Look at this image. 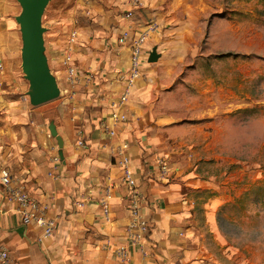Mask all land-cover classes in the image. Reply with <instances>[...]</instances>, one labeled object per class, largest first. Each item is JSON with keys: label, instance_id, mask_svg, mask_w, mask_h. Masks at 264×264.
<instances>
[{"label": "crops", "instance_id": "obj_1", "mask_svg": "<svg viewBox=\"0 0 264 264\" xmlns=\"http://www.w3.org/2000/svg\"><path fill=\"white\" fill-rule=\"evenodd\" d=\"M196 1L62 0L66 16L63 21L59 17L57 29L44 37L51 71L65 92L60 121L56 120L64 141V160L57 166L52 156L58 153V146L48 129V115L43 105L32 106L26 95L29 83L22 71V39L15 20L21 12L20 4L17 0H0V165L57 222L49 238L43 237L42 227L25 226L20 206L0 185V245L8 249L16 263L124 264L117 248L126 243L128 189L114 154L125 140L143 197V214L152 228L148 255L132 250L130 264L215 263L195 224L196 200L183 193L182 185L169 180L159 166L160 162L169 166L168 157L170 151L178 150L179 135L187 127L194 130L196 125L184 120L190 115L195 118L196 110L178 108L177 104L202 101L200 94L183 100L178 96L183 90L179 77L187 81L184 71L190 66L182 60L181 39L186 37V30L169 28L163 33L170 23L192 20V8L188 7ZM130 10L133 16L126 18L124 13ZM152 22L157 24L156 31L149 29ZM73 31L77 33L70 57L76 61L74 83L68 78L65 63L67 39ZM124 32L128 33L126 38ZM144 34L140 76L123 100L130 47L135 37ZM154 48L163 56L150 63L149 52ZM179 61L184 66L180 75L174 70ZM206 80L208 93L203 100L210 104L216 89L210 83L211 76ZM116 109L132 114L131 122L114 126L111 114ZM105 127H114L115 135L107 134ZM210 146L211 142L207 143ZM188 186L191 190L199 188L193 181ZM221 197L215 196V201ZM102 200L108 203L107 217Z\"/></svg>", "mask_w": 264, "mask_h": 264}, {"label": "rangeland", "instance_id": "obj_2", "mask_svg": "<svg viewBox=\"0 0 264 264\" xmlns=\"http://www.w3.org/2000/svg\"><path fill=\"white\" fill-rule=\"evenodd\" d=\"M188 8H192V20L170 23L163 33L172 28L186 30L181 39L182 60L190 66L183 70L187 81L180 75L184 68L180 61L174 66L183 88L178 96L183 100L200 94L202 101L177 104L196 110L195 118L184 119L196 125L192 131L185 126L179 135L178 150L170 151L168 157L167 175L196 200L195 224L205 249L213 255L212 264H264V0H197ZM65 9L62 0H50L42 18L44 37L57 29ZM157 53L152 63L163 56ZM173 56L175 60L177 54ZM208 76L216 89L210 104L203 100ZM64 94L61 91L60 97L42 104L55 124ZM190 181L199 188L191 190ZM259 183L260 191L256 189ZM245 193H249L248 217L243 222L235 209L225 206ZM215 196L222 197L215 201Z\"/></svg>", "mask_w": 264, "mask_h": 264}, {"label": "built area", "instance_id": "obj_3", "mask_svg": "<svg viewBox=\"0 0 264 264\" xmlns=\"http://www.w3.org/2000/svg\"><path fill=\"white\" fill-rule=\"evenodd\" d=\"M126 18H131L133 16V11H127L124 13ZM149 29L153 30L157 27L155 22L149 23ZM148 29V30H149ZM128 36L127 32L123 33V37ZM146 35H139L134 38L131 49V63L129 68V75L126 79V91L122 95V99L125 100L129 97V89L132 87L133 83L140 76V64L142 58V46ZM77 41V33L73 31L70 33L67 39L68 48L67 52V73L70 82L74 83L76 81V65L72 63L70 57L72 56V51L75 42ZM68 60V61H67ZM111 120L113 125L120 123L127 124L132 120V114L127 112H122L116 109L111 114ZM105 132L111 136L115 135L114 127H105ZM83 143L80 141L79 145ZM128 143L123 141L117 151L114 154V159L119 164L122 170V180L128 189L127 201L128 210L130 213L129 223L126 226V243L117 248V254L119 259L124 264H130L131 262V252L135 250L143 256L148 255V246L151 244V225L148 218L143 214V197L139 191V181L137 180L134 171L130 166V155L127 152ZM52 162L55 165L61 164V159L58 153L52 156ZM160 170L163 174H167L168 166L166 163H159ZM0 185L5 189L8 198L11 201L18 203L21 208L22 223L25 226L38 225L43 229V237L49 238L54 234L57 228V222L55 219L50 218L46 215L44 207L42 204L28 192H26L22 187L18 186L15 178L12 176L10 171L0 165ZM107 200L101 201V206L103 208L106 217L109 214V207ZM0 264H18L10 256L8 249L0 245Z\"/></svg>", "mask_w": 264, "mask_h": 264}, {"label": "water", "instance_id": "obj_4", "mask_svg": "<svg viewBox=\"0 0 264 264\" xmlns=\"http://www.w3.org/2000/svg\"><path fill=\"white\" fill-rule=\"evenodd\" d=\"M21 12L15 20L19 25L22 49V71L29 83L26 95L32 106H40L57 99L61 89L57 79L51 71L46 55L44 33L46 28L42 25V18L50 0H17ZM159 55L154 48L148 57L149 62H155ZM49 131L56 139L58 155L64 160L62 136L58 133L54 121L49 123Z\"/></svg>", "mask_w": 264, "mask_h": 264}, {"label": "trees", "instance_id": "obj_5", "mask_svg": "<svg viewBox=\"0 0 264 264\" xmlns=\"http://www.w3.org/2000/svg\"><path fill=\"white\" fill-rule=\"evenodd\" d=\"M256 189H258L260 191V183L257 185ZM249 199V193H245L244 195H242L240 198L234 200L233 202L228 203L225 206V209L228 208H232L235 209L237 211V213H239V215H241L243 218H247V200ZM244 222V220H243ZM221 228V225H220Z\"/></svg>", "mask_w": 264, "mask_h": 264}]
</instances>
